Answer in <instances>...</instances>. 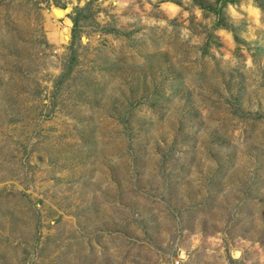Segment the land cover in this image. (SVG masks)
<instances>
[{"label": "rangeland", "instance_id": "obj_1", "mask_svg": "<svg viewBox=\"0 0 264 264\" xmlns=\"http://www.w3.org/2000/svg\"><path fill=\"white\" fill-rule=\"evenodd\" d=\"M248 5L0 0V264H264Z\"/></svg>", "mask_w": 264, "mask_h": 264}, {"label": "clouds", "instance_id": "obj_2", "mask_svg": "<svg viewBox=\"0 0 264 264\" xmlns=\"http://www.w3.org/2000/svg\"><path fill=\"white\" fill-rule=\"evenodd\" d=\"M161 8L165 12L171 13L173 15L180 10L178 6L171 3H164L161 5ZM244 10L247 12L248 17L253 21V23H255L258 27H264V24L260 23V9L253 7L251 4V0H249V5ZM228 11L233 18H237V13L234 11L232 5L228 6ZM194 13L199 16L200 10L196 8L194 9ZM185 15H187V13H185ZM218 35L222 38L223 41H227L229 45H232L231 33H226L225 30L221 29L218 32ZM228 58V56H225V60H227Z\"/></svg>", "mask_w": 264, "mask_h": 264}, {"label": "bare ground", "instance_id": "obj_3", "mask_svg": "<svg viewBox=\"0 0 264 264\" xmlns=\"http://www.w3.org/2000/svg\"><path fill=\"white\" fill-rule=\"evenodd\" d=\"M56 14H57V16L59 17V18H61L62 16H63V12L60 10H56V12H55Z\"/></svg>", "mask_w": 264, "mask_h": 264}]
</instances>
